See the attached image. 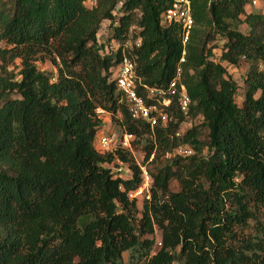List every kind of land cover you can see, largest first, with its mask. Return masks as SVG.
<instances>
[{"label": "trees", "instance_id": "16d2710c", "mask_svg": "<svg viewBox=\"0 0 264 264\" xmlns=\"http://www.w3.org/2000/svg\"><path fill=\"white\" fill-rule=\"evenodd\" d=\"M89 1L0 0V264H121L127 252L129 264H264V14L246 13L250 0H188L194 25L183 44L179 25L161 23L173 0ZM104 21L113 49L97 41ZM216 36L221 61L249 63L241 106L210 60ZM39 52L55 75L34 64ZM123 55L149 87L165 88L179 68L191 100L151 135L145 161L179 146L192 153L148 170V199L127 196L141 183L127 150L94 146L97 109L132 146L150 135L117 92ZM16 59L17 75L4 65ZM198 116L205 142L201 126L179 133ZM115 162L131 176H113Z\"/></svg>", "mask_w": 264, "mask_h": 264}, {"label": "built area", "instance_id": "2783aa9c", "mask_svg": "<svg viewBox=\"0 0 264 264\" xmlns=\"http://www.w3.org/2000/svg\"><path fill=\"white\" fill-rule=\"evenodd\" d=\"M253 5L256 0H250ZM161 23L164 25L177 24L181 28L182 43L185 44L189 31L193 27V19L188 0H173L172 5L161 15ZM184 59L181 58L180 62ZM180 69L177 68L172 80L164 87H149L136 77L134 63L125 55L119 63L114 75L117 92L120 93L127 107L130 117L135 121H142L149 125L150 135L155 127L165 126L173 119L172 108H177L182 114H187L191 100L182 83ZM140 89L141 93L138 92ZM149 101V103L147 102ZM151 102V103H150ZM105 113L101 109L96 110L100 117ZM135 137L125 131L119 133L110 132L95 138L94 146L100 152H115L117 149L131 151L132 141ZM174 155L186 156L192 153L186 146H179L173 150ZM140 185L135 191L127 193L129 199L149 198L151 176L145 165H138ZM129 174L131 172L128 170ZM122 178V176H119Z\"/></svg>", "mask_w": 264, "mask_h": 264}, {"label": "rangeland", "instance_id": "374dc122", "mask_svg": "<svg viewBox=\"0 0 264 264\" xmlns=\"http://www.w3.org/2000/svg\"><path fill=\"white\" fill-rule=\"evenodd\" d=\"M257 4L253 5L251 1L246 6V13H263L264 14V5L262 0H256ZM87 7H91L94 5V1H89L87 2ZM119 7L117 8L116 12H118ZM244 17H242L243 19ZM239 31L242 33H247L248 32V27L246 24H241L239 26ZM111 28L109 27V22L104 21L101 24L100 30L97 34V41L99 44H104L108 45L109 38L111 36ZM225 43V40L221 38L220 36H216V40L210 44V46H213L212 49V56L210 57V60L220 64L222 67L225 68L227 77H229L235 84L237 85V91L235 94V103L237 106H241L243 99H244V94L246 90V86L244 84V79L245 76L248 72L249 69V63L244 61L243 59L239 62L238 65H231L226 62H223L220 60V54L223 49V45ZM128 46V45H127ZM110 49H113L116 47V45L111 44V46L108 45ZM52 56L48 55L45 52H39L33 57V62L37 66V68L40 71L54 74L56 73L55 67L51 61ZM4 63L5 67L7 70L11 71L13 74L17 75L21 65H20V60L16 59L12 62ZM100 119V128L97 132L96 137L110 133V132H115L119 133L120 131L118 130L116 126V122L111 119V117L103 113L99 117ZM202 125V119L201 117H195L191 120H186L180 125L179 128V133L182 134L186 130L190 129L193 126H201ZM201 134H200V140L202 142L206 141V129L201 126L200 128ZM153 143V139L151 135H145L143 138H141L138 143L134 146H132L131 151H128L130 153V156L135 164L140 165H145L148 170L153 171L155 168H159L163 166L164 164L168 163L169 159L173 157L174 151L172 153H161L159 151L156 152V157L151 156L148 161L144 160L145 156V151L146 148H148L151 144ZM203 156L206 155V150L202 154ZM111 171L113 173V176H122V178L127 179L131 175L129 174L128 170L131 172L129 164L128 163H121V162H115L113 165L110 166ZM132 174V173H131ZM170 190L171 191H177L179 190V184L177 183L176 180H172L169 184ZM261 224L264 225V219H261ZM256 225L254 222H249L248 228L244 231L245 234H248L249 237H253L256 235ZM155 247L154 251L158 249L159 247V241H160V234L158 231L155 232ZM129 253H124L123 254V259L121 264H129V259H128Z\"/></svg>", "mask_w": 264, "mask_h": 264}, {"label": "crops", "instance_id": "0c3cea01", "mask_svg": "<svg viewBox=\"0 0 264 264\" xmlns=\"http://www.w3.org/2000/svg\"><path fill=\"white\" fill-rule=\"evenodd\" d=\"M245 11H246V8H245Z\"/></svg>", "mask_w": 264, "mask_h": 264}]
</instances>
